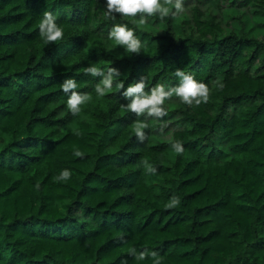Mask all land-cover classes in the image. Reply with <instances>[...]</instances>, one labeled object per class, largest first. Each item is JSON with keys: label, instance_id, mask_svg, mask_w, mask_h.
<instances>
[{"label": "trees", "instance_id": "trees-1", "mask_svg": "<svg viewBox=\"0 0 264 264\" xmlns=\"http://www.w3.org/2000/svg\"><path fill=\"white\" fill-rule=\"evenodd\" d=\"M184 6L140 24L106 18V0H0V264H264V0ZM45 12L62 41L40 36ZM114 24L135 31L139 55L108 38ZM89 66L117 69L125 88L144 77L145 91L178 85L180 69L209 102L173 97L162 120L137 117L123 90L97 95ZM69 78L90 96L76 115Z\"/></svg>", "mask_w": 264, "mask_h": 264}, {"label": "clouds", "instance_id": "clouds-1", "mask_svg": "<svg viewBox=\"0 0 264 264\" xmlns=\"http://www.w3.org/2000/svg\"><path fill=\"white\" fill-rule=\"evenodd\" d=\"M186 12L184 0H106L104 16L108 19L115 20L118 14L121 18L139 17L140 24H146L149 18L158 16L161 20L168 17L181 15ZM57 18L51 12H45L43 19L39 23V33L46 43L55 44L64 38L63 29L57 24ZM108 38L114 40L116 44L122 46L127 52L133 55H139L142 48L141 41L137 38L135 31L129 28L127 24H114L111 28ZM84 74L92 77H100L99 83L95 87L98 96L103 97L106 93L111 92L113 88L123 90L122 95L129 100L126 105H122L126 111L135 114L137 117L146 116L162 120L168 115L165 102L177 98L180 103L189 107L209 102L211 90L205 83L199 82L191 73L177 69L175 76L179 83L174 87L166 88L164 84H156L149 91H145L147 84L145 78L141 77L138 82L130 83L126 88L122 80L118 79L120 73L117 69L110 67L105 72L96 66H89L83 69ZM61 90L68 96L66 106L69 112L76 115L80 112V107L90 99V96L77 91L78 84L75 79L69 78L61 84ZM218 89H223L224 85L219 81L216 82ZM146 120H137L134 123L133 130L138 141L143 142L145 139L144 130L148 128ZM163 127H167L165 123ZM163 127L161 131H163ZM171 147L178 154L184 151L183 145L179 141L172 142ZM77 157H83V153L76 151ZM144 167L150 174H155L157 169L148 161H144ZM72 173L69 170H63L56 178L57 180H68ZM38 187V185H37ZM180 204V198L173 196L166 208L172 209ZM147 252H141L138 259H145ZM153 257L157 253L152 252ZM155 264H160L156 260Z\"/></svg>", "mask_w": 264, "mask_h": 264}]
</instances>
